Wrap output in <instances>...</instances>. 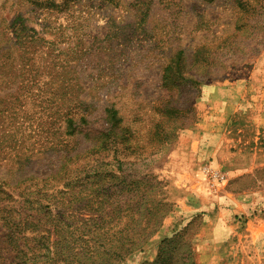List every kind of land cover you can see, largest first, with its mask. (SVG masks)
I'll return each instance as SVG.
<instances>
[{
  "label": "rangeland",
  "instance_id": "374dc122",
  "mask_svg": "<svg viewBox=\"0 0 264 264\" xmlns=\"http://www.w3.org/2000/svg\"><path fill=\"white\" fill-rule=\"evenodd\" d=\"M0 264H264V0H0Z\"/></svg>",
  "mask_w": 264,
  "mask_h": 264
}]
</instances>
